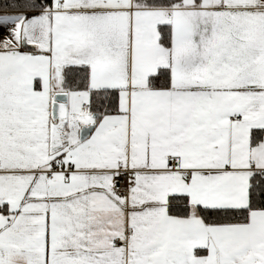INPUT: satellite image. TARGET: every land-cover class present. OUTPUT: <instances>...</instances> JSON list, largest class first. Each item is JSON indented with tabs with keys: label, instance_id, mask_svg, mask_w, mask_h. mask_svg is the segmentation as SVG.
I'll return each mask as SVG.
<instances>
[{
	"label": "snow or ice",
	"instance_id": "6c2138e0",
	"mask_svg": "<svg viewBox=\"0 0 264 264\" xmlns=\"http://www.w3.org/2000/svg\"><path fill=\"white\" fill-rule=\"evenodd\" d=\"M0 264H264V0H0Z\"/></svg>",
	"mask_w": 264,
	"mask_h": 264
}]
</instances>
